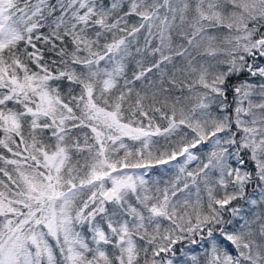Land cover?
Instances as JSON below:
<instances>
[{
  "label": "snow or ice",
  "instance_id": "snow-or-ice-1",
  "mask_svg": "<svg viewBox=\"0 0 264 264\" xmlns=\"http://www.w3.org/2000/svg\"><path fill=\"white\" fill-rule=\"evenodd\" d=\"M0 264H264V0H0Z\"/></svg>",
  "mask_w": 264,
  "mask_h": 264
}]
</instances>
